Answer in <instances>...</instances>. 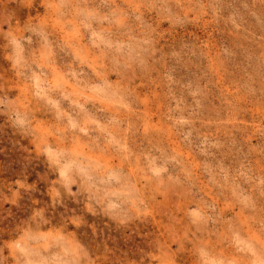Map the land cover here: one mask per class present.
I'll return each mask as SVG.
<instances>
[{
    "label": "rangeland",
    "instance_id": "1",
    "mask_svg": "<svg viewBox=\"0 0 264 264\" xmlns=\"http://www.w3.org/2000/svg\"><path fill=\"white\" fill-rule=\"evenodd\" d=\"M0 264H264V0H0Z\"/></svg>",
    "mask_w": 264,
    "mask_h": 264
}]
</instances>
